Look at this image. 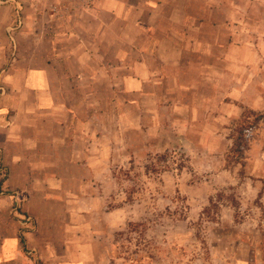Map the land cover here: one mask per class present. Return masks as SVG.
<instances>
[{
    "label": "rangeland",
    "instance_id": "374dc122",
    "mask_svg": "<svg viewBox=\"0 0 264 264\" xmlns=\"http://www.w3.org/2000/svg\"><path fill=\"white\" fill-rule=\"evenodd\" d=\"M6 1L0 0V80L12 57L7 29L16 26L9 23ZM20 1L14 0L21 27ZM105 1L57 0L60 6L51 11L62 19ZM130 1L110 0L108 5L117 6L126 19L127 42L144 33L168 47L172 28L182 32L185 3L190 16L199 13L205 19L202 32L191 33L203 40L209 65L213 59L208 55L221 52L215 86L218 92L221 86L222 97L213 96V76L208 80V74L200 97L192 91L170 93L167 65L163 85L150 89L153 95L139 106L127 103L134 99L131 94L107 86L95 89V99L106 102L96 105L95 113L104 114L109 132L94 137L87 153L71 155L74 164L62 170L55 201L43 207L54 213L44 219V235L62 245L63 258L72 257L77 252L73 245L85 241L89 264H264V118L248 134L244 176L240 165L227 161L230 134L242 114L264 113V0H145L165 2L152 11ZM171 17L179 26L171 24ZM214 18L215 29L210 26ZM140 20L147 25L141 33L135 27ZM117 29L109 31L111 44ZM128 56L125 64L135 60ZM94 125L100 127L101 121ZM166 153L164 162L156 161ZM86 162L90 169L81 166ZM21 204L11 211L19 241L25 242L37 226L20 211Z\"/></svg>",
    "mask_w": 264,
    "mask_h": 264
},
{
    "label": "crops",
    "instance_id": "0c3cea01",
    "mask_svg": "<svg viewBox=\"0 0 264 264\" xmlns=\"http://www.w3.org/2000/svg\"><path fill=\"white\" fill-rule=\"evenodd\" d=\"M28 1H20L22 26L7 29L12 57L0 80V264H89L83 252L85 241L73 245L77 252L72 257L63 258L62 245L46 238L44 219L53 218L54 213L43 207L47 201H55L62 170L74 164L71 155L87 153L94 146V137L109 132L104 114L95 113L96 105L106 104L95 99V89L107 86L112 92L131 94L134 99L127 103L139 106L153 95L150 89L163 85L167 65L170 93L192 91L194 97H200L208 74V80L213 76V96L220 100L215 69H220L222 55L214 50L208 55L212 65L205 61L203 40L191 32L200 33L207 24L197 11V17L186 12L189 3L182 7L181 34L172 28L165 47L163 40L144 33L127 42L126 19L117 6L108 7L110 0L62 19L51 11L60 6L57 0ZM6 2L9 23L15 25L17 3ZM164 3L131 0L128 4L152 11ZM169 20L179 26L176 18ZM216 25L214 18L210 26L215 29ZM116 26L118 35L111 44L107 37ZM135 27L141 33L147 25L140 20ZM129 54L135 60L125 64ZM109 58L114 60L112 64L104 61ZM95 121H101L100 127H95ZM81 166L91 168L88 162ZM20 200V211L34 218L37 226L25 242L19 241L18 223L11 211ZM65 246L71 249L70 244Z\"/></svg>",
    "mask_w": 264,
    "mask_h": 264
},
{
    "label": "trees",
    "instance_id": "16d2710c",
    "mask_svg": "<svg viewBox=\"0 0 264 264\" xmlns=\"http://www.w3.org/2000/svg\"><path fill=\"white\" fill-rule=\"evenodd\" d=\"M264 118V113H255L253 111H245L238 123H236L232 133L230 134L231 148L229 150V155L227 156V161L232 164L240 165V175L244 176L245 162L244 151L246 148V142L248 134L257 126V124ZM169 156V153L165 155L158 156V159H164ZM152 164V162H150ZM154 165V163L152 164ZM149 168V169H148ZM147 171H150V165L146 167ZM154 170V168H153ZM1 185V182H0ZM213 199L209 200V203L212 205Z\"/></svg>",
    "mask_w": 264,
    "mask_h": 264
},
{
    "label": "built area",
    "instance_id": "2783aa9c",
    "mask_svg": "<svg viewBox=\"0 0 264 264\" xmlns=\"http://www.w3.org/2000/svg\"><path fill=\"white\" fill-rule=\"evenodd\" d=\"M9 1H11V0H9ZM15 28H11V29H14V30H16L18 27H20V25H21V21L19 20V18H17V20H16V22H15ZM28 220V219H27Z\"/></svg>",
    "mask_w": 264,
    "mask_h": 264
}]
</instances>
